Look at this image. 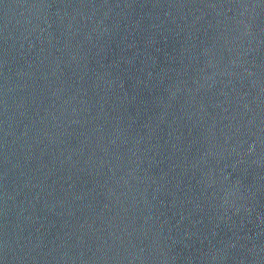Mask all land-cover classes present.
<instances>
[{"label":"water","instance_id":"water-1","mask_svg":"<svg viewBox=\"0 0 264 264\" xmlns=\"http://www.w3.org/2000/svg\"><path fill=\"white\" fill-rule=\"evenodd\" d=\"M0 264H264V0H0Z\"/></svg>","mask_w":264,"mask_h":264}]
</instances>
